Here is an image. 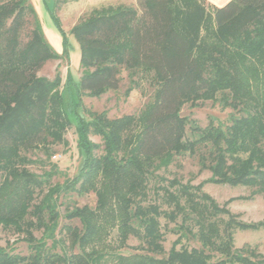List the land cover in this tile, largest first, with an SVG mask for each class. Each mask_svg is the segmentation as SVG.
Segmentation results:
<instances>
[{
    "label": "trees",
    "instance_id": "16d2710c",
    "mask_svg": "<svg viewBox=\"0 0 264 264\" xmlns=\"http://www.w3.org/2000/svg\"><path fill=\"white\" fill-rule=\"evenodd\" d=\"M137 5L139 11L123 4L94 9L70 29L81 76L76 81L68 71L61 84L58 70L53 79L38 76L71 49L59 19L48 9L61 55L30 0H0V228L21 235L28 250L0 246V264H101L107 256L115 264H264V254L236 249L233 237L236 230H264V220H239L228 208L236 199L219 205L203 183L155 175L176 157L196 156L199 171L210 173L206 183L251 190L237 199H264V0H230L220 8L203 0ZM122 70L131 83L125 96L138 73L153 86L140 114L109 119L86 110L82 97L117 90ZM202 101L229 109L227 123L210 118L202 128L181 116L184 104ZM70 128L81 166L52 185L59 170L51 147L67 146ZM41 151L45 161L30 157ZM34 163L48 169L32 172ZM151 177L160 183L153 199ZM72 193L93 194L95 206L73 205L62 214L61 199ZM161 219L176 236L167 253ZM114 231L115 248L106 242ZM130 237L139 244L124 255Z\"/></svg>",
    "mask_w": 264,
    "mask_h": 264
},
{
    "label": "rangeland",
    "instance_id": "374dc122",
    "mask_svg": "<svg viewBox=\"0 0 264 264\" xmlns=\"http://www.w3.org/2000/svg\"><path fill=\"white\" fill-rule=\"evenodd\" d=\"M137 1L138 0H30L41 21L44 35L54 51L61 55L62 38L50 18V9L59 19L61 28L65 31L69 40V46L71 47L67 58L61 55L60 59L46 62L38 72V76L53 79L55 72L58 70L61 77V84H63L66 74L69 71L74 80H79L81 76L79 49L69 32L70 29L86 19L94 9H100L103 6L123 4L132 6L138 10ZM54 39L57 41V46L55 45L56 42ZM23 40L24 42L27 40L26 35L23 36ZM120 79L119 87L115 91H107L99 97L84 95L82 97L83 107L91 112H106L109 119H116L124 115L140 114L145 105L151 100L154 92L149 77L138 73L134 77L135 88L130 92L129 96H125L127 88L131 85L128 71L122 70ZM198 104L197 107L190 106V103L184 104L180 110L181 116L194 120L202 128L207 126L210 118L215 120L216 123H227L230 112L229 109H223L218 103L212 101H202L198 102ZM186 136L190 138L189 127L186 128ZM65 139L68 142L67 146L58 145L51 147L52 157L50 161L56 164L59 170V174L51 179L52 185L56 183L61 184L65 179H71L77 174L81 166L80 155L76 147V133L74 128L67 130ZM90 139L95 143L101 144L99 137L90 136ZM30 157L32 159L39 157L44 161L46 159V155L42 153V151L38 152L36 156L31 155ZM29 169L37 174H42L44 170L48 169V166L34 163L29 166ZM155 175L167 180L177 178L183 183L189 181L193 185L203 183V191L211 196L219 205H222L229 199H236L229 204L228 208L233 214L239 216V220L245 223H255L264 220V199L261 196L256 195L248 200L237 199L239 197H249L251 190L242 186L230 187L206 183L205 181L210 177V173L208 171H199L198 158L196 156L191 157L189 155H184L176 157L172 164L167 168L158 170L155 172ZM158 184L160 183L156 177H151L149 179L148 195L150 199L154 197L153 187ZM61 201L63 202V205L60 207L62 214L64 213L65 207H72L73 205L79 207L88 205L91 208L95 206V196L93 194L81 197L72 193L62 198ZM61 223L63 224L65 222L62 221ZM72 223V225H78L77 222ZM172 228L173 224H166V221L161 219V229L164 233L163 248L165 253H167L171 243L176 238L171 232ZM34 234L36 237L40 236V232H35ZM115 236L114 231L106 240L110 247H116ZM20 237L21 235L19 234L0 228V246L12 248L14 253L26 255L28 254L27 246ZM58 237L63 239L64 236L60 235ZM233 237L234 247L236 249L247 245L257 252L264 254V230H236ZM68 244L69 242L65 240L64 246L68 247ZM138 244L139 242L137 239L130 237L127 241V247L121 249L119 252L124 255H129L135 251L134 248L137 247ZM191 245L196 246V244ZM114 261V258L107 256L101 264H115Z\"/></svg>",
    "mask_w": 264,
    "mask_h": 264
},
{
    "label": "crops",
    "instance_id": "0c3cea01",
    "mask_svg": "<svg viewBox=\"0 0 264 264\" xmlns=\"http://www.w3.org/2000/svg\"><path fill=\"white\" fill-rule=\"evenodd\" d=\"M205 2V4L208 6V7H211V8H220V7H223L225 4H227L230 0H203ZM44 33V32H43ZM53 36V35H52ZM46 37V36H45ZM50 37V36H49ZM53 38V37H51ZM47 39V38H46ZM55 42H56V46H57V41L56 39H54ZM54 45V46H55Z\"/></svg>",
    "mask_w": 264,
    "mask_h": 264
}]
</instances>
